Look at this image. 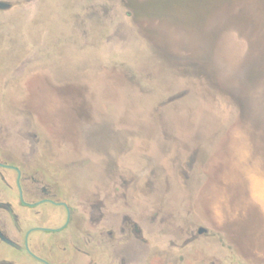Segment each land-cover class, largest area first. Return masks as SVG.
<instances>
[{
	"label": "rangeland",
	"instance_id": "374dc122",
	"mask_svg": "<svg viewBox=\"0 0 264 264\" xmlns=\"http://www.w3.org/2000/svg\"><path fill=\"white\" fill-rule=\"evenodd\" d=\"M13 2L0 59L25 38L26 51L40 45L61 75L82 73L100 120L78 134V153L52 157L94 178L109 162L153 166V193L221 229L234 248L223 264H264V0ZM2 94L38 102V91Z\"/></svg>",
	"mask_w": 264,
	"mask_h": 264
},
{
	"label": "flooded vegetation",
	"instance_id": "af4514ba",
	"mask_svg": "<svg viewBox=\"0 0 264 264\" xmlns=\"http://www.w3.org/2000/svg\"><path fill=\"white\" fill-rule=\"evenodd\" d=\"M13 6L0 0V25ZM28 45L25 38L0 59V90L38 91L37 103L0 96V264L232 263L234 248L220 228L205 225L182 199L153 193V166L109 162L94 178L83 164L52 157L78 153V134L100 120L90 115L82 73L61 75L40 45L32 52ZM95 128L91 136L102 129Z\"/></svg>",
	"mask_w": 264,
	"mask_h": 264
}]
</instances>
